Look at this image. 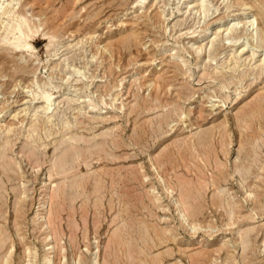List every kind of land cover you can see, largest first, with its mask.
I'll use <instances>...</instances> for the list:
<instances>
[{
    "label": "rangeland",
    "instance_id": "obj_1",
    "mask_svg": "<svg viewBox=\"0 0 264 264\" xmlns=\"http://www.w3.org/2000/svg\"><path fill=\"white\" fill-rule=\"evenodd\" d=\"M19 15L30 49L2 41ZM260 21L264 0H0V163H12L9 180L0 165V238L15 243L12 263L27 264L29 246L33 264L44 254L53 264H130L131 249L144 264H264V137L254 173L234 169L264 91ZM154 72L166 93L149 86ZM42 91L51 113L33 96ZM73 140L70 163L80 166L57 175ZM218 168L226 177L211 185Z\"/></svg>",
    "mask_w": 264,
    "mask_h": 264
},
{
    "label": "bare ground",
    "instance_id": "obj_2",
    "mask_svg": "<svg viewBox=\"0 0 264 264\" xmlns=\"http://www.w3.org/2000/svg\"><path fill=\"white\" fill-rule=\"evenodd\" d=\"M141 1V0H140ZM143 2V1H142ZM141 3V2H140ZM247 4V2H245V3H243V6H245ZM247 6V5H246ZM257 6V5H256ZM258 7V6H257ZM8 8V7H7ZM10 9V8H9ZM12 10V9H11ZM11 10H8V9H4L1 13L3 14H5V12L6 13H9ZM261 10V9H260ZM11 14V13H10ZM13 15V14H12ZM256 15V14H255ZM18 17V20L19 21H17V23H14V25H7V26H5L4 27V32H5V35L2 37V41H5V44H6V42H8L10 45H11V49H21V48H28V49H30L31 47H30V45H29V43L28 42H25V41H23L22 40V38H23V34H24V31H23V29H22V26L24 25V26H26V28H29V24L27 23V21L24 19V17L23 16H21V15H19V16H17ZM11 18V17H10ZM15 19V18H14ZM259 20V19H258ZM261 20V19H260ZM7 23V22H6ZM5 23V24H6ZM257 26H258V23L256 24ZM260 27H259V35H260V43L262 44V46H264V21H260ZM31 30V29H30ZM231 31H233L232 33H233V35L235 34V37H240V35L241 34H237V32H238V30L236 29V27H232L231 28ZM2 32H3V30H2ZM137 34V33H136ZM48 36H50V35H48ZM28 38V37H27ZM51 38V37H50ZM55 39V38H54ZM258 39V38H257ZM139 40V39H138ZM238 40V39H237ZM237 40H235V41H237ZM234 41V42H235ZM7 45V44H6ZM53 45V44H52ZM212 45L214 46L215 44H213L212 43ZM211 45V46H212ZM216 46H217V43H216V45L214 46L215 48H216ZM258 46V45H257ZM104 48V47H103ZM201 49V48H200ZM33 50V49H32ZM106 50V49H105ZM215 49L213 48V51H214ZM212 51V52H213ZM107 53L109 52V50L108 51H106ZM105 54V53H104ZM213 53H209L208 54V56H213L212 55ZM2 58L3 59H5V56H3L2 55ZM24 70V69H23ZM215 71V70H214ZM155 72L154 73H152V75H151V77H152V79L150 80L149 78V82L150 83H148L149 84V86H153L154 87V90H159V94L163 91V93H166V90H165V87H166V85H167V83L165 82V81H161L160 79L162 78L161 76H157L156 78H155ZM213 74V73H212ZM217 74H219V73H217ZM220 74H222V73H220ZM216 75V74H215ZM215 75H214V77H215ZM209 77V76H208ZM233 81V80H232ZM147 84V85H148ZM171 87V86H170ZM170 87H168L169 89H170ZM225 88V87H224ZM223 88V89H224ZM260 90H262V89H260ZM109 93V92H108ZM159 94L158 95H156L155 96V100H158V99H160L159 101L161 102L162 101V99L160 98V96H159ZM169 96H170V94H168ZM33 96L34 97H36V96H38V97H41V99H43V101H44V103H45V106L43 107V111L46 113V112H52L50 109H51V106H52V103H51V101H52V99L53 98H51L50 97V95H49V93H47L46 91H42V92H40V93H34L33 94ZM104 98V97H103ZM167 98H168V96H167ZM72 100H70V99H68V103L70 104V102H71ZM141 101V100H140ZM163 102V101H162ZM155 103V102H154ZM146 102L145 101H142L141 102V104H139L138 103V105H136V106H134L132 109H131V111L132 110H135V108L136 107H140L141 109H143V108H146ZM53 110V109H52ZM201 113V111H199V114ZM247 116L250 118V120H256L257 122H256V124H257V127L256 128H253V130L251 131L252 132V135L250 136L251 137V139H250V141H248L247 142V144L249 145V146H244V148H242L243 147V144L240 146V149L242 148L243 149V151H242V154H241V157L239 158V161L234 165V169L236 170V171H240L241 172V174L242 175H244L245 177H248V175H251V174H253L254 173V169H253V166L255 165V164H257L256 162L257 161H259V155H258V153H257V149H255V143H256V141H258L259 139H262V137H264V122H261V118L262 117H264V91L261 93V94H259V96L256 98V100L253 102V104L250 106V109H249V111H248V113H247ZM52 117V116H51ZM162 117V116H161ZM38 118V117H37ZM67 118V117H66ZM246 118V117H245ZM36 119V118H35ZM65 119V118H64ZM69 119H67V120H63L62 119V125H64V127L66 128H68L69 126H71V125H69V121H68ZM49 121H51L50 120V117L49 116H47V120H46V123H48ZM245 121V120H244ZM34 123V122H33ZM35 123H38V121H36ZM50 123V122H49ZM75 123V122H74ZM244 123V122H243ZM247 123V122H246ZM31 125H33V124H31ZM147 125V124H146ZM244 125H245V123H244ZM250 125V124H249ZM46 126V125H45ZM149 126V125H148ZM38 126H36V125H34V127H31V129L34 131L36 128H37ZM47 127V126H46ZM44 128V127H43ZM66 128V129H67ZM221 128V127H220ZM13 129V128H12ZM11 129V126H8V127H5L4 128V130L3 131H5V132H7V133H5V134H7L8 136H9V132H10V130H12ZM30 129V130H31ZM14 130V129H13ZM31 130V131H32ZM41 130V129H40ZM50 130H52V129H50ZM49 130V131H50ZM65 130V129H64ZM32 131V132H33ZM68 131V130H67ZM70 131V130H69ZM226 131H227V129H226ZM15 132V131H14ZM35 132L36 131H34L33 133H31V134H35ZM243 133V132H242ZM241 133V134H242ZM50 134H51V132H50ZM71 134V133H70ZM49 135V134H48ZM245 135V134H244ZM65 136V135H64ZM67 136V135H66ZM70 136V135H69ZM209 136H210V133L209 132H204L203 134H201L198 138H197V144H199V145H202V144H204L208 139H209ZM242 136V135H241ZM31 137H33V135L31 136ZM39 137V136H38ZM41 137V136H40ZM39 137V138H40ZM68 137V136H67ZM66 137V138H67ZM71 137V136H70ZM221 137V136H220ZM245 137V136H244ZM43 138V137H42ZM213 138V137H212ZM216 138V137H215ZM36 139V138H35ZM34 139V140H35ZM60 139V138H59ZM63 139V138H62ZM27 140H29V139H27ZM31 140V139H30ZM29 140V141H30ZM82 140V139H81ZM217 140V139H216ZM4 141V140H3ZM2 141V142H3ZM36 141H38V140H36ZM35 141V142H36ZM56 141V140H55ZM54 141V142H55ZM40 142V141H39ZM72 142V144L70 145V146H68V147H66V149L65 150H63L62 149V154H61V156L58 158V160H57V162L54 164V166H55V168L56 169H54L56 172H55V174H57V175H60V176H63V177H67L66 175V173L69 171V170H71V169H73V167H79L80 165L79 164H77V165H74L73 163H70V154H71V151L72 150H74V148L75 147H77V146H73V142H74V140L73 141H71ZM212 142H214V141H212ZM219 142V141H218ZM259 142V141H258ZM7 143V142H6ZM192 143V142H191ZM217 143V142H216ZM2 144V143H1ZM37 144V143H36ZM100 144V143H99ZM196 144V143H195ZM7 145V144H6ZM75 145V144H74ZM46 146V145H45ZM191 146H193V147H195V145L193 144V145H191ZM225 146V145H224ZM223 145H221V149L223 150V152L225 153L226 151H225V147H224ZM0 147H1V145H0ZM35 147V146H34ZM47 147V146H46ZM101 147V145H99V147H98V149ZM239 147V146H238ZM32 149H35V148H32ZM32 149H30V151H29V153L31 154V155H29V158L30 157H32V156H34L35 154H33L32 153ZM100 150V149H99ZM227 150V149H226ZM212 151V150H211ZM89 152H91V151H89ZM218 152V151H217ZM82 153V150H81V152H80V154ZM206 154V153H205ZM217 154H219V153H217ZM197 155H198V153H197ZM210 155V154H209ZM209 155H208V157H209ZM187 157V156H186ZM212 157V156H211ZM210 157V158H211ZM149 158V157H148ZM210 158H209V160H210ZM31 159V158H30ZM80 159V158H79ZM202 159V158H201ZM220 160V159H219ZM261 160V159H260ZM12 161V160H11ZM78 161V160H77ZM80 161V160H79ZM149 161H150V164H151V167L153 168V169H156V167H155V162L151 159V158H149ZM176 161V160H175ZM202 161H204V160H202ZM212 161V160H211ZM210 161V162H211ZM14 162V161H13ZM210 162H208V163H210ZM222 162V161H221ZM204 163V162H203ZM9 164H12V163H10V162H4V161H2L1 163H0V165H1V167L4 169V174H5V176L7 177V180H9L10 178H12V176L7 172L9 169H8V167H9ZM224 165V164H223ZM258 165V164H257ZM173 166V165H172ZM203 166V165H202ZM18 167H19V165L17 164V165H15V168L18 170ZM201 167V166H200ZM211 167H212V164H211ZM210 167V168H211ZM217 167V166H216ZM139 168V167H138ZM222 168V167H221ZM221 168H218V172H217V174H216V177H213L211 180H210V183H211V185H215L216 183H218V181L220 180V179H225V177H226V172L223 170V169H221ZM225 168V167H224ZM262 168V167H261ZM20 169V168H19ZM176 170V169H175ZM186 170V169H185ZM215 171V170H214ZM10 172H11V170H10ZM188 172V171H187ZM156 173H157V171H156ZM21 174V173H20ZM257 178V177H256ZM22 179V178H21ZM166 179V178H165ZM204 179V178H203ZM210 179V178H209ZM170 180V179H169ZM164 181V180H163ZM205 181L206 180H203V184L204 185H206L207 183H205ZM259 181V180H258ZM177 182V181H176ZM180 182V181H179ZM200 182V181H199ZM208 182V181H207ZM260 182V181H259ZM257 183V182H256ZM79 186V185H78ZM253 186V185H252ZM212 187H214V186H212ZM260 186H256V188H259ZM262 187H263V189L261 190L263 193H264V184L262 185ZM178 188V187H177ZM197 188H199V187H197ZM208 188V187H207ZM23 189V188H22ZM260 189V188H259ZM61 190H62V187H58V186H56L55 187V189H54V195H53V197H51L50 198V203L52 204V203H54V198L56 199V197H57V199H58V197L59 198H61L62 197V194L60 193L61 192ZM79 190H80V187H79ZM177 190V189H176ZM197 191V190H196ZM217 191V190H216ZM248 191V190H247ZM226 191L225 190H222V191H219L218 193H219V195L217 196V199H218V201L219 202H221V203H224L225 202V197L227 196V195H223L224 193H225ZM249 192V191H248ZM25 189H23L22 191H21V193L20 194H24L25 195ZM65 194V193H64ZM21 195V196H22ZM23 195V196H24ZM46 195H47V192H46ZM26 196V195H25ZM25 196L24 197H22L23 199H19V201H18V207L16 206V210L15 211H17V212H19L20 213V209H21V206L23 205V203H25ZM232 202V201H231ZM42 203H43V205L45 206V204H48L49 203V198L48 199H43L42 200ZM177 204V203H176ZM179 204V205H178ZM178 204L176 205L177 206V208L180 210L179 211V213L181 214V216H185V214H184V212H182L183 210L182 209H184V204L183 203H179L178 202ZM225 204V203H224ZM43 206V207H44ZM48 206V205H47ZM42 207V206H41ZM180 207L182 208V209H180ZM235 209V208H234ZM0 212H1V208H0ZM40 212V211H39ZM43 212V211H42ZM39 213V220L41 219V222H40V224L42 225V226H44V225H47V223H50V221H48L47 222V220H45L46 218H48V216H47V214H45V213ZM183 213V214H182ZM19 215L20 214H18L17 215V218L19 217ZM234 216V215H233ZM182 217V218H183ZM17 218H15V221H16V224H19V220L17 219ZM38 218V217H37ZM185 222H186V219H185ZM232 222V221H231ZM38 223V222H37ZM59 224V223H58ZM193 226H194V224H193ZM147 225H145V227L143 228V230H146L147 229ZM17 232H19L18 230H17ZM127 234V233H126ZM157 234H158V232H157ZM170 237V236H169ZM241 238H242V241H243V244L245 243V244H247L248 242H249V231H245L244 233H243V235L241 236ZM6 239H7V237H4V236H2L1 238H0V264H13L12 263V254H11V250H8L9 249V247H12L15 243H13L12 241H11V243L9 244V246H6ZM120 239V240H119ZM124 239V237H123V234H121V233H119L118 234V236H117V243H121L122 242V240ZM162 239V238H161ZM119 240V241H118ZM160 240V239H159ZM161 242V241H160ZM27 245L28 244H26V247H27ZM15 246V245H14ZM31 247V246H30ZM52 247H54V246H51V247H49L48 249H46V250H49L50 248H52ZM7 248V249H6ZM132 251H133V253L134 254H132V255H130L131 257H130V259H129V263L130 264H144V260H138V261H136V251L134 250V249H131ZM27 253L25 254V256L27 257V259H28V263L27 264H33L32 262L33 261H31L32 260V257H33V255H32V251L30 250V248H29V246L26 248V250H25ZM121 253V252H120ZM158 255V254H157ZM35 256V255H34ZM50 256H46V254H44V255H42V260H43V263L42 264H53V262H52V260H51V258H49ZM160 257V256H159ZM164 257V256H163ZM26 259V260H27ZM198 259V258H197ZM13 260H14V257H13ZM93 261V260H92ZM157 261H161V258L160 259H158V258H154V259H152V264L154 263L155 264V262H157ZM160 263V262H159ZM25 264V263H24ZM92 264H94V261H93V263ZM105 264H110V263H107V261H105ZM201 264V263H200Z\"/></svg>",
    "mask_w": 264,
    "mask_h": 264
}]
</instances>
